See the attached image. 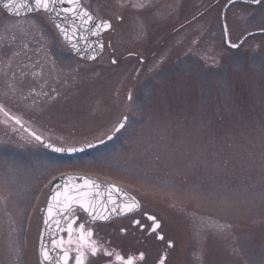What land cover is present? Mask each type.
<instances>
[{
	"label": "rangeland",
	"instance_id": "obj_1",
	"mask_svg": "<svg viewBox=\"0 0 264 264\" xmlns=\"http://www.w3.org/2000/svg\"><path fill=\"white\" fill-rule=\"evenodd\" d=\"M145 1L83 0L111 25L92 61L70 53L45 12L14 17L0 7V184L12 196L0 190L5 264H20L25 249L20 202L62 173L121 185L173 235L176 264H264V33L230 49L220 22L227 0ZM225 19L231 42L264 29V0L233 3ZM11 116L66 147L126 122L72 156L3 126Z\"/></svg>",
	"mask_w": 264,
	"mask_h": 264
},
{
	"label": "flooded vegetation",
	"instance_id": "obj_2",
	"mask_svg": "<svg viewBox=\"0 0 264 264\" xmlns=\"http://www.w3.org/2000/svg\"><path fill=\"white\" fill-rule=\"evenodd\" d=\"M145 4L154 7L160 4V1L146 0ZM129 56H137V54L128 51L123 57ZM0 109L1 111H5L2 106ZM19 120L20 123H23V126L15 121H12L14 125L11 124V121L5 120L1 122L3 126L10 130H20L26 133V128L24 129V127H29L21 119ZM21 135L26 139V134L21 133ZM27 136L29 142L40 145L43 150L50 151L34 136L28 134ZM39 136L42 137L40 134ZM42 138L55 144L45 137ZM14 146L15 147L12 146L10 148L15 150L16 145ZM26 160L28 159L26 158ZM8 176H12V174L9 173ZM57 176H53L51 179L47 180L44 186L39 185L34 187L35 185H32L28 197L29 201L27 200L26 203L23 201L20 202V206H26V215L25 218L22 219L23 222H21V226L23 224V229L20 226V222L17 224L18 228L22 229V232H20V234H22L20 247L27 250V252L25 249L21 251L22 256L20 264H76V257L80 255L81 252L84 254V264H124V261H126L128 257L133 258V264H176L179 258L177 252L180 249L173 235L168 229L165 230L163 228L162 222L158 220L153 211L146 207L141 208V204L137 201H135L137 207L121 216L111 219L93 218L86 214L81 208L72 206L59 218L58 222H56L57 224L52 222L49 217L51 215L48 213L45 214V212L50 187ZM92 177L102 181V179L96 176ZM0 179H3L2 175H0ZM39 180H41V177L37 181ZM3 183L8 186L6 182L3 181ZM46 185L47 187L44 189ZM0 190L7 191L8 188L0 184ZM4 196L7 202L9 200L11 203L12 199L10 198L12 196L8 191L7 194L4 192ZM11 212L15 214L16 211H14L13 208ZM37 216H39V218ZM45 221H47V223H45ZM32 222L35 223V228H32L31 231ZM69 224L72 225L71 233L68 231ZM80 225H84L85 229V238L83 241L81 240V232L79 230ZM88 230L92 232L91 237H88L86 234ZM29 235L35 239L32 256L28 255L30 249L26 247L28 245L27 239ZM93 242L95 243L93 244ZM89 244L98 249L96 255L91 254L90 249L86 246ZM45 252L48 256L47 259H45ZM65 253H67V255H65ZM141 253L143 254V258L140 256ZM117 256H120L121 259L117 260ZM0 264H5L1 256Z\"/></svg>",
	"mask_w": 264,
	"mask_h": 264
},
{
	"label": "water",
	"instance_id": "obj_3",
	"mask_svg": "<svg viewBox=\"0 0 264 264\" xmlns=\"http://www.w3.org/2000/svg\"><path fill=\"white\" fill-rule=\"evenodd\" d=\"M261 0H229L222 8L221 11V22L224 35V43L226 46L236 49L240 44L248 37L254 34L264 33V29L251 31L244 34L240 40L236 43H231L228 37V30L225 22V12L227 7L234 2H244L256 5ZM8 0H0V6L11 15L23 16L31 12L37 11L34 7L32 0H28V3L23 7L19 6V0L17 4L12 5V11L9 12L5 7ZM74 9L76 14L73 12H65V9ZM88 13L92 19L88 20L87 17L81 18V13ZM50 21L56 26L62 40L67 44L70 51L76 56L92 60L97 57L102 50V38L101 34L103 31L109 29L108 21H101L96 18L88 10L84 9L79 0V8H75L73 4L68 3V0H60L56 5L55 12H46ZM102 22H107L108 27H103ZM101 25L97 27V25ZM59 25V27H57ZM66 33V38L64 34ZM236 45V47H233ZM124 123V119L117 125L118 130ZM112 135H109L111 137ZM44 142L46 146L49 143ZM88 146L75 147L76 151H65L70 154L82 151ZM50 149L62 148L53 146ZM86 181H91L87 183ZM77 201H80L79 203ZM82 204L89 205L87 214L93 218L106 217L111 219L127 212L128 205L132 204V199L124 193V191L118 185L110 182H99L92 178L82 175H62L58 177L52 184L50 189V196L47 203L46 213L49 214V205L52 207L50 219L52 222L57 224L59 218L63 215L67 208L71 206L81 207ZM85 211V210H84ZM86 212V211H85ZM91 213V215H90ZM48 219V218H47Z\"/></svg>",
	"mask_w": 264,
	"mask_h": 264
},
{
	"label": "snow or ice",
	"instance_id": "obj_4",
	"mask_svg": "<svg viewBox=\"0 0 264 264\" xmlns=\"http://www.w3.org/2000/svg\"><path fill=\"white\" fill-rule=\"evenodd\" d=\"M33 4H34V7L37 11H43V12H55L56 11V5L58 4V2H60V0H32ZM255 2V0H254ZM18 3V0H8L7 4L5 5V7L8 9L9 12L12 11V5L13 4H17ZM28 3V0H19V6L20 7H23L24 5H26ZM68 3L70 4H73L75 6V8H79V0H68ZM65 12H73V14H76V12L74 11V9H65L64 10ZM83 17H87L88 20H91L92 17L84 12V13H81V18ZM103 23V27H108V23L107 22H102ZM101 25H97V27H100ZM57 27H59V25H57ZM65 35L66 38L70 39V37H67L66 33H62ZM233 47H236V45H233ZM123 123H121L120 127H123ZM39 139V138H38ZM89 147H91V145H88ZM48 147H52V145H48ZM55 151L57 152H61V151H65V149L63 148H55L54 149ZM77 149L75 148H72V149H67V151H76ZM87 183H91V181H86ZM78 203L80 201H77ZM84 210L87 212L88 211V208H89V205L87 204H82L81 205ZM135 207H137V204L136 202L133 200L132 204L126 209L127 211H131L132 209H134ZM51 211H52V207L51 205H49V214H51ZM91 215V213H90ZM100 219H106V217H99ZM45 223H47V221H45ZM80 232H81V240L83 241L84 238H85V229H84V225H80ZM68 231L69 233H71L72 231V225L69 224L68 226ZM87 236L88 237H91L92 236V232L91 230H88L87 231ZM95 242H93L94 244ZM90 251H91V254L92 255H96L97 252H98V249L95 247V246H92L91 244L89 245H86ZM65 255H67V253H65ZM83 252L80 253V255H78L76 257V264H84V260H83ZM141 258H143V254L141 253L140 254ZM48 256H47V253L45 252V259H47ZM117 260H120L121 257L120 256H117L116 257ZM124 264H133V258L132 257H128V259L126 261H124Z\"/></svg>",
	"mask_w": 264,
	"mask_h": 264
}]
</instances>
